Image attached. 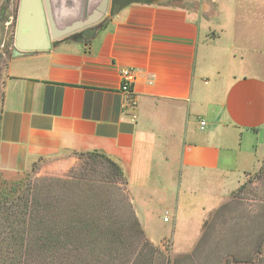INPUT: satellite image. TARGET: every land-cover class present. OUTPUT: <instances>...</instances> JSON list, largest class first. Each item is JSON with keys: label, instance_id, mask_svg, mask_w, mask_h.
Segmentation results:
<instances>
[{"label": "crops", "instance_id": "obj_1", "mask_svg": "<svg viewBox=\"0 0 264 264\" xmlns=\"http://www.w3.org/2000/svg\"><path fill=\"white\" fill-rule=\"evenodd\" d=\"M100 1L48 4L60 30ZM111 5L86 41L12 50L0 169L102 152L125 169L143 226L163 214L199 230L260 163L264 0H151L113 14ZM124 69L135 77L128 94Z\"/></svg>", "mask_w": 264, "mask_h": 264}, {"label": "rangeland", "instance_id": "obj_2", "mask_svg": "<svg viewBox=\"0 0 264 264\" xmlns=\"http://www.w3.org/2000/svg\"><path fill=\"white\" fill-rule=\"evenodd\" d=\"M18 8L19 0H0V113L8 62L15 48ZM257 145L260 163L256 170L244 176L239 187L204 220L199 230L186 220L175 226L173 220L164 223L163 214L145 226L138 219L137 227L126 214L130 209L128 204H132L129 177L126 185L107 162L83 153L35 163L22 172L0 169V180L21 181L22 186L28 187L24 194L28 202L39 206L63 197L76 202L89 195L107 200L110 209L96 222L101 221L105 231L115 233L110 237L120 236L124 241L118 244L120 250L114 264H222L228 256H233L235 262L229 259L228 264H264V136ZM107 214L111 220L105 218ZM162 231L169 239H159ZM109 236L105 235V239ZM73 257L79 259L75 261L77 264H84L82 259L85 264H94L86 263L79 253ZM62 259L59 256L58 264ZM54 260L52 264H56ZM71 262L72 259L64 264ZM31 263L48 264L40 258Z\"/></svg>", "mask_w": 264, "mask_h": 264}, {"label": "trees", "instance_id": "obj_3", "mask_svg": "<svg viewBox=\"0 0 264 264\" xmlns=\"http://www.w3.org/2000/svg\"><path fill=\"white\" fill-rule=\"evenodd\" d=\"M3 98L4 92L2 101ZM1 119L2 109L0 125ZM83 154L107 162L114 175L121 177L127 185L128 175L118 162L102 152ZM27 189L21 181L5 183L0 180V264H29L37 258L48 264L55 259L58 264L59 256H63L60 264L70 259L71 264H77V258L73 257L76 253L84 257L86 263L110 264L118 257V244L124 241L120 236L110 237L115 233L105 231L101 221L96 222L104 211L106 213L110 209L107 200L100 201L96 196L89 195L76 202L63 197L39 206L28 202L24 195ZM128 206L130 209L126 214L138 227L134 208L130 203ZM105 218L112 219L108 214ZM105 235L109 238L105 239ZM82 262L85 264L83 259Z\"/></svg>", "mask_w": 264, "mask_h": 264}, {"label": "water", "instance_id": "obj_4", "mask_svg": "<svg viewBox=\"0 0 264 264\" xmlns=\"http://www.w3.org/2000/svg\"><path fill=\"white\" fill-rule=\"evenodd\" d=\"M131 3H151V0H112L111 13ZM109 5L110 0H101L93 14L87 13L80 21L59 30L53 22L48 0H19L13 56L50 49L63 36L100 23ZM229 259L234 262L233 256H228L222 264H228Z\"/></svg>", "mask_w": 264, "mask_h": 264}, {"label": "flooded vegetation", "instance_id": "obj_5", "mask_svg": "<svg viewBox=\"0 0 264 264\" xmlns=\"http://www.w3.org/2000/svg\"><path fill=\"white\" fill-rule=\"evenodd\" d=\"M101 23V22H100ZM98 23V24H100ZM99 25H93L91 27H88V28H85L83 30H80V31H77V32H74V33H71V34H68V35H65L63 36L61 39H59L57 41V43H63V42H66L68 40H72V39H78V40H83V41H86L88 40V38H90L93 34H95V32L97 31L96 28L98 27Z\"/></svg>", "mask_w": 264, "mask_h": 264}, {"label": "built area", "instance_id": "obj_6", "mask_svg": "<svg viewBox=\"0 0 264 264\" xmlns=\"http://www.w3.org/2000/svg\"><path fill=\"white\" fill-rule=\"evenodd\" d=\"M121 76H122V79H123V85H122V92L125 93V94H128L131 92L132 90V84H133V81L135 79L134 77V74L131 70L129 69H124L122 70L121 72ZM205 122L202 121L201 122V127L203 128L205 126Z\"/></svg>", "mask_w": 264, "mask_h": 264}]
</instances>
